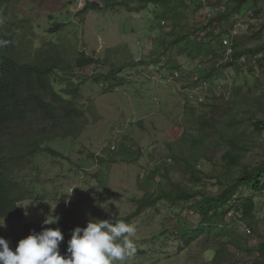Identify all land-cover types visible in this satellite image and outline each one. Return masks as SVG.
<instances>
[{
	"label": "rangeland",
	"instance_id": "rangeland-1",
	"mask_svg": "<svg viewBox=\"0 0 264 264\" xmlns=\"http://www.w3.org/2000/svg\"><path fill=\"white\" fill-rule=\"evenodd\" d=\"M205 1L211 5L201 9L199 0H161L131 11L126 5L134 9L141 0H0V33L10 39L11 56L50 69L46 83L19 77L16 95L29 112L0 140L22 214L2 219L1 232L19 236L13 250L28 236L25 226L43 224L48 214L86 226L89 214L117 220L138 211L128 223L135 252L117 264H218L222 245L227 263L219 264H260L264 191L240 189L254 210L251 217L229 214L233 232L187 243L200 226L198 202L221 194L264 156V0L244 3L247 11L224 24L236 30L234 51L247 59L229 65L220 37L210 41L213 53L196 61L168 45L170 33L185 34L235 4ZM228 152L241 157L240 166L224 159ZM164 194L184 199L141 208ZM62 232L64 255L72 232Z\"/></svg>",
	"mask_w": 264,
	"mask_h": 264
},
{
	"label": "trees",
	"instance_id": "trees-1",
	"mask_svg": "<svg viewBox=\"0 0 264 264\" xmlns=\"http://www.w3.org/2000/svg\"><path fill=\"white\" fill-rule=\"evenodd\" d=\"M161 0H141L142 5L137 8L132 9L129 5L127 8L131 11H141L144 7L152 2H159ZM170 1V0H163ZM184 0H180L183 4ZM210 1V0H208ZM215 3H219L221 0H213ZM251 0H234L235 4L233 7H225L224 10L213 18H206L201 26L196 27L193 30H189L185 34H173L170 33L171 41H168L170 47H175L178 49L180 55L185 56L190 61H196L203 55H209L213 53L212 42L216 38H224L229 35L228 30L224 31V24L230 19L231 16L235 14H243L248 8L242 9L244 3H248ZM256 0H254L255 2ZM200 4L197 5L196 9H201L202 7L211 5L210 2H203L199 0ZM95 7L96 5H89ZM85 7V10L89 8ZM188 7V6H186ZM232 30V29H230ZM229 30V31H230ZM219 32V33H218ZM236 39V38H235ZM0 40H6L9 44V38L0 33ZM0 46V140L2 136L7 132V130L13 125L20 121L26 119L29 108L25 101H20L17 98L16 92L19 85V77L22 75H34L40 79L43 83L47 82V77L50 74V69L48 67H38V66H25L17 62L10 54V47ZM236 45L233 44V49H236ZM254 54V51H250ZM237 50L234 51V58L240 57ZM232 63H227V65ZM45 113L48 117L53 116V109L45 108ZM260 122L256 123L257 129H260ZM44 152H47L55 157H61V155L50 149L44 148ZM224 159L233 167L241 165V157L234 155L232 152L225 154ZM6 169V157L0 152V221L6 218L21 217V211L18 208V202L20 198L16 195L14 191V185L8 181L5 176ZM240 189L250 190L252 192H263L264 191V156L263 160L253 168L244 167V170L237 178L234 184L230 185L226 190H224L218 196H206L203 197L198 202V211L201 217L200 226L192 233L187 243L199 238L202 234L209 232L215 233L217 236H224L229 232H233L229 226L225 224V219L229 216L231 212L236 211L237 215L239 212L245 213L246 215L252 214L254 210L253 200L249 196H239ZM168 198L169 200L182 201L184 199L181 197H173L164 194L163 196H150L149 198L142 200L141 208L148 205H155L162 198ZM138 215V211L134 214L127 216L126 218H119L117 220L129 223ZM77 226H82L80 224H74L69 226L65 223H57L53 225L44 224H27L24 228V232L30 235L33 231L40 232L44 227L60 228L61 231H70ZM235 229V228H234ZM251 232V231H250ZM0 236L4 237L10 242V247L13 249L15 247L16 239L15 237L8 234H4L0 229ZM231 242V245L237 249V251L244 250V246L241 242L237 241ZM227 245H222L214 257V263H227L225 262V252L227 251ZM250 251V250H249ZM258 260L260 264H264V243H262L257 248Z\"/></svg>",
	"mask_w": 264,
	"mask_h": 264
},
{
	"label": "clouds",
	"instance_id": "clouds-1",
	"mask_svg": "<svg viewBox=\"0 0 264 264\" xmlns=\"http://www.w3.org/2000/svg\"><path fill=\"white\" fill-rule=\"evenodd\" d=\"M7 44L8 41L0 40V46ZM74 189L65 193V203L70 201ZM28 214L25 211V215ZM89 217L86 227L77 226L72 230L64 255L60 244L65 237L58 227L33 231L18 242L15 250L8 240L0 236V264H117L134 254L132 237L135 229L130 224L113 218H92L91 214ZM59 219V216L48 214L43 224H57ZM0 227H6L5 220L0 221Z\"/></svg>",
	"mask_w": 264,
	"mask_h": 264
},
{
	"label": "built area",
	"instance_id": "built-area-1",
	"mask_svg": "<svg viewBox=\"0 0 264 264\" xmlns=\"http://www.w3.org/2000/svg\"><path fill=\"white\" fill-rule=\"evenodd\" d=\"M203 2H205V0H202ZM236 30H230L229 31V35L225 36L223 38V44L225 47V58L222 61V63H235V62H239L241 64H245L247 63V59L245 55H241L240 57L234 58V49H233V40L235 38V36L237 35V33L235 32ZM257 60L258 58H253V64H257ZM165 75H161V77H164ZM160 77V78H161ZM175 76H170L169 80H173ZM155 149V147L153 148ZM151 149V150H153ZM250 232V231H248Z\"/></svg>",
	"mask_w": 264,
	"mask_h": 264
}]
</instances>
